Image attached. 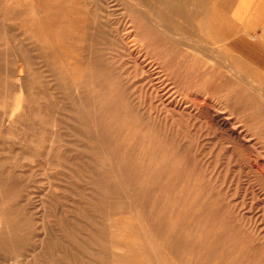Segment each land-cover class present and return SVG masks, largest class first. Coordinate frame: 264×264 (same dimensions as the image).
Returning a JSON list of instances; mask_svg holds the SVG:
<instances>
[{
    "label": "rangeland",
    "instance_id": "1",
    "mask_svg": "<svg viewBox=\"0 0 264 264\" xmlns=\"http://www.w3.org/2000/svg\"><path fill=\"white\" fill-rule=\"evenodd\" d=\"M141 2L0 0V264L19 219L32 252L81 206L99 264H264L262 51L237 0ZM111 216L134 221L114 223L132 259L105 245Z\"/></svg>",
    "mask_w": 264,
    "mask_h": 264
},
{
    "label": "bare ground",
    "instance_id": "2",
    "mask_svg": "<svg viewBox=\"0 0 264 264\" xmlns=\"http://www.w3.org/2000/svg\"><path fill=\"white\" fill-rule=\"evenodd\" d=\"M161 1V0H159ZM164 2H176V0H163ZM138 4L140 6H142V2L141 0H138ZM167 4V3H166ZM37 6V4H36ZM158 9V8H157ZM176 8H172V10L174 11ZM159 10V9H158ZM157 10V14L156 16L159 17V15L161 13H159V11ZM171 10V11H172ZM172 11V12H173ZM162 15V14H161ZM157 27L161 26V23H159L158 21H156ZM95 27V26H94ZM93 27V28H94ZM163 28V27H162ZM18 66V65H17ZM21 66V65H20ZM24 67V66H23ZM20 69V68H19ZM18 69V72L20 71ZM27 69V68H26ZM23 72H21L22 74ZM24 75V73H23ZM20 76V75H19ZM201 98V97H200ZM225 122V121H224ZM224 124V123H223ZM86 157V156H85ZM88 157V156H87ZM90 157V156H89ZM95 157V156H94ZM79 159V158H78ZM95 160V158H93ZM88 160V158H87ZM96 161V160H95ZM97 162V161H96ZM100 162V161H99ZM93 164V163H92ZM94 170V169H93ZM21 172V171H20ZM94 172V171H93ZM100 172V171H99ZM25 173V172H24ZM60 173V172H59ZM91 173V172H90ZM64 174V173H63ZM92 174V173H91ZM90 174V175H91ZM95 174V173H94ZM102 174V173H101ZM67 175V174H66ZM93 175V174H92ZM91 175V176H92ZM57 176V175H56ZM59 176V175H58ZM68 176V175H67ZM73 176V175H72ZM84 178L85 175H83ZM81 177V176H80ZM94 177V176H93ZM65 178V177H63ZM83 178V179H84ZM54 179V177H53ZM73 180V179H72ZM85 180V179H84ZM90 180V179H89ZM92 180V177H91ZM96 180V178H95ZM106 180V179H105ZM55 181H57V179H55ZM59 181V180H58ZM75 181V180H74ZM77 181V180H76ZM52 182V181H51ZM63 182V181H62ZM68 181L66 180V183ZM73 182V181H72ZM80 182V181H79ZM82 182V180H81ZM54 183V182H53ZM64 183V182H63ZM97 182H95L96 184ZM52 184V183H51ZM59 184V183H58ZM70 184V183H69ZM66 185V184H65ZM78 185V184H77ZM76 185V186H77ZM82 185V184H81ZM88 185V184H87ZM92 185V184H91ZM23 186V185H22ZM69 186V185H68ZM72 186V185H71ZM75 186V187H76ZM67 187V186H66ZM86 187V186H85ZM95 187V186H94ZM100 187V186H99ZM24 188V187H23ZM79 188V187H78ZM87 188H90L87 187ZM62 189V188H61ZM65 189V188H64ZM68 189V188H67ZM91 189V188H90ZM100 189V188H99ZM69 190V189H68ZM74 190V187H73ZM72 190V191H73ZM47 191V190H46ZM67 191V190H66ZM70 191V190H69ZM83 190H81L82 192ZM90 191V190H89ZM49 192V191H48ZM76 192H78L76 190ZM94 192V191H93ZM92 192V193H93ZM44 193V192H43ZM69 193V192H68ZM96 193V192H94ZM93 193V194H94ZM23 194V193H20ZM47 194V193H46ZM50 194V193H49ZM63 194V193H62ZM65 194V193H64ZM63 194V195H64ZM85 194V193H84ZM89 194V193H88ZM92 194V195H93ZM58 195V194H57ZM67 195V194H66ZM75 195L77 196V194L75 193ZM91 195V194H90ZM42 195L40 194L39 197H41ZM44 196V195H43ZM49 196V195H48ZM51 196H53V194H51ZM89 196V195H88ZM24 197H25V193H24ZM56 197V196H55ZM60 197V196H59ZM78 197V196H77ZM45 198V197H44ZM53 198V197H52ZM67 198V197H66ZM82 198V197H81ZM85 198V197H84ZM22 199V198H21ZM49 199V198H48ZM47 199V200H48ZM59 199V198H58ZM61 199V197H60ZM91 199V198H88ZM53 199H51L52 201ZM82 200V199H81ZM24 201V200H22ZM44 201V200H43ZM46 201V200H45ZM44 201V202H45ZM68 201V200H67ZM76 201V200H75ZM80 201V200H79ZM84 201V200H83ZM82 201V202H83ZM88 201V200H86ZM92 201V200H91ZM21 202V201H20ZM31 202V201H30ZM29 202V203H30ZM57 202V201H56ZM66 202V200H65ZM72 202V201H71ZM22 203H26V202H22ZM32 203V202H31ZM30 203V204H31ZM54 203V200L52 202V204ZM87 203H91L90 201ZM35 204V203H34ZM33 204V206H34ZM64 204V203H63ZM69 204V203H68ZM75 204V203H74ZM78 204V202H77ZM95 204V203H94ZM32 205V204H31ZM48 205V203H47ZM50 205V204H49ZM54 205H56V203H54ZM52 205V207L54 206ZM59 205V204H58ZM85 205V204H84ZM88 205V204H87ZM21 206V205H20ZM26 206V205H25ZM66 206V205H65ZM51 207V206H50ZM60 207V206H59ZM64 207V205H63ZM62 207V208H63ZM88 207V206H87ZM86 207V208H87ZM96 206H93L92 204H90V209L94 208ZM23 207L20 208V210ZM46 208V207H45ZM71 209V207H69ZM75 208V207H74ZM77 208V207H76ZM79 208V207H78ZM48 209V208H47ZM46 209V210H47ZM52 209V208H51ZM80 209V208H79ZM88 209V208H87ZM98 210V208H96ZM69 210V209H68ZM86 209H84V206H81V210H78L79 213L74 214L72 217L69 218V222L70 220H73L75 223H77L78 227L73 229L71 228L72 226H70L67 230V228L64 226L67 223V220L65 222V224H61L63 225L66 230H60L61 233L59 234V236H57V234L55 235L53 232V228H51V225L49 226V224H45L46 222H42L41 224V230L40 232V239L39 242L37 243V245L33 248L32 252H29V250L27 249V245H26V241L24 238L25 232H24V224H23V219H19L17 222V237H16V249H17V261L16 264H30L28 263V261L31 260V258H33V260L35 259V257H37L35 254H39V258H41V264H99L98 263V257L97 255H94V248L97 246V242H98V238L99 235L101 234L102 231H100V228L98 229V224L99 222L97 221L95 212L91 213L88 211H84ZM93 210V209H92ZM51 211V210H48ZM58 212V210H55ZM65 211V210H64ZM91 211V210H90ZM42 212V211H41ZM40 212V213H41ZM52 212V211H51ZM56 212V214H57ZM62 212V211H61ZM71 212V211H70ZM49 212H47L48 214ZM54 213V211L52 212ZM64 213V212H62ZM73 213V212H72ZM22 216V212L19 213ZM51 214V213H50ZM55 214V213H54ZM52 215V214H51ZM63 215V214H62ZM66 215V214H65ZM69 215V214H68ZM72 215V214H71ZM115 215V214H114ZM57 216V215H56ZM61 216V215H60ZM100 216V215H99ZM129 216V215H128ZM64 217V216H63ZM125 217V216H124ZM51 218V217H50ZM65 218V217H64ZM99 218V217H98ZM144 218V217H143ZM49 219V218H47ZM54 219V218H53ZM56 219V218H55ZM68 219V218H67ZM61 220V219H59ZM58 220V221H59ZM63 220V219H62ZM102 220V219H101ZM109 221H111L112 223L109 224V230H108V234L112 237L111 240L109 241L108 244L105 243V245L109 248H111V252L114 253L115 255H117L119 258L126 256L127 258H133V252L132 250L128 251L125 250L124 246H128L130 244H137V245H142V242H139L136 238H133V235H129L125 232H123L124 230H118V228H116L114 226V223H118V224H123V223H132L134 222L132 219H129L126 217V219H121L116 218L114 216H111V218H108ZM146 220V219H145ZM42 221V220H41ZM46 221V220H45ZM48 221V220H47ZM104 221V220H103ZM54 222V221H53ZM62 222V221H60ZM73 222V223H74ZM146 222V221H145ZM48 223V222H47ZM98 223V224H97ZM102 223V221L100 222ZM137 223L139 224L140 222L137 221ZM147 223V222H146ZM52 224V223H51ZM70 224V223H69ZM68 224V225H69ZM148 224V223H147ZM150 224V223H149ZM56 225V224H55ZM72 225V224H71ZM101 225V224H100ZM99 225V226H100ZM62 226V228H64ZM104 226V224L102 225ZM111 226H114L115 229L111 230ZM142 226V225H141ZM55 228V227H54ZM143 228V226H142ZM60 229V228H59ZM135 229L138 231L139 227L135 226ZM150 229V228H149ZM58 231V230H57ZM56 231V232H57ZM152 232V231H151ZM53 233L54 236H51V234ZM153 234V233H152ZM106 237V236H105ZM102 238V237H101ZM58 239V240H57ZM104 239V238H103ZM100 241V240H99ZM103 241V240H102ZM114 241V242H113ZM151 240L149 239L147 242H150ZM157 241V240H156ZM155 241V242H156ZM124 242L126 244H124ZM101 244V242H99ZM158 243V242H156ZM160 244V243H159ZM146 246V245H145ZM162 246V245H161ZM24 251H27V254H25ZM96 251V250H95ZM98 251V250H97ZM164 251V250H163ZM30 254H29V253ZM103 252V251H102ZM96 254V253H95ZM103 254V253H102ZM106 254V253H105ZM138 254V253H137ZM30 255V260L28 259V256ZM104 255V254H103ZM100 256V255H99ZM106 256V255H105ZM166 256V255H165ZM139 257V255H138ZM250 257V256H249ZM142 260V258H141ZM171 260V259H170ZM38 261V260H37ZM156 261V260H155ZM15 262V261H14ZM35 262V261H34ZM172 262V260L170 261ZM33 263V262H31ZM38 263V262H37ZM154 263V262H153ZM36 264V263H34ZM119 264H126L123 262H120ZM173 264V263H172ZM175 264V263H174Z\"/></svg>",
    "mask_w": 264,
    "mask_h": 264
},
{
    "label": "crops",
    "instance_id": "3",
    "mask_svg": "<svg viewBox=\"0 0 264 264\" xmlns=\"http://www.w3.org/2000/svg\"><path fill=\"white\" fill-rule=\"evenodd\" d=\"M232 14L240 27L235 37L247 36L253 39L256 51H262L259 56L264 60V0H237Z\"/></svg>",
    "mask_w": 264,
    "mask_h": 264
}]
</instances>
